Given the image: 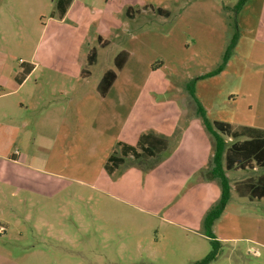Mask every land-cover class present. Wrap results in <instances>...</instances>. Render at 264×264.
<instances>
[{"label": "rangeland", "instance_id": "374dc122", "mask_svg": "<svg viewBox=\"0 0 264 264\" xmlns=\"http://www.w3.org/2000/svg\"><path fill=\"white\" fill-rule=\"evenodd\" d=\"M56 1L0 0V52L9 53L15 68L21 71V63L33 55L34 62L63 59L90 72L88 81L74 84L82 95L72 99L63 95H71L73 82L67 76L39 66L29 81L39 84L35 108L44 111L47 107L39 104L49 101L52 109L62 108L67 115L57 118L65 122L60 134L28 131L20 136L19 146L25 154L48 161L33 167L58 175L31 170L17 188L0 187V264H190L202 259L211 249L203 219L218 203L221 189L211 174V157L195 175L190 171L194 150L183 147L174 158L192 119L201 123L212 154V139L185 85L194 80L212 125L214 119H264L242 110L250 98L247 92L242 91L235 104L239 112L230 110L226 94L238 85L209 75L222 61L226 31L236 29L237 1L224 0L229 3L225 9L220 0H209L208 6L195 9L179 8L181 0H77V10L64 19L57 14ZM196 18L203 22L198 33L192 30ZM98 35L107 39V46L98 44ZM92 49L95 61L88 65ZM119 52L127 57L122 69L113 61ZM108 69L116 80L102 99L97 84ZM245 86L244 91L250 88ZM79 103L82 114L75 118L72 106ZM181 107L185 115L176 130L162 137L168 142L164 151L148 159L123 157L112 173L106 172L108 157L120 156L119 141L135 145L139 131L149 133L151 124L172 121ZM129 110V124H123ZM196 131L193 127L185 135L198 141ZM11 132L0 127V144L12 146ZM252 173L227 172L229 178ZM228 182L232 188L227 207L211 232L216 240L221 235L229 240L220 244L209 264H264V202L258 208L238 204L248 197H239L233 180ZM254 218L260 221L252 227ZM251 237H257L259 245L242 240ZM249 247L257 249L259 257L247 251Z\"/></svg>", "mask_w": 264, "mask_h": 264}, {"label": "crops", "instance_id": "0c3cea01", "mask_svg": "<svg viewBox=\"0 0 264 264\" xmlns=\"http://www.w3.org/2000/svg\"><path fill=\"white\" fill-rule=\"evenodd\" d=\"M236 1L237 0H234L232 2ZM109 2V0L105 1V3ZM111 2L113 3V1ZM220 2L223 4V8L228 9V1L220 0ZM76 3L77 0H72L64 16L60 19H64L65 17H67V15H69V13H71L72 10L75 9V7L77 10L78 6H76ZM186 5H193L195 9H200L201 7L208 6L209 0H181V3L178 5V7L185 8L184 6ZM84 6L86 7V5ZM193 22L194 23L192 26H195V29L192 30L198 33L197 26L201 25V23L203 22H201V18L193 19ZM235 26L236 29L234 31H230L229 33L226 31V36H224L223 38L225 41H227V45H225V43L221 45L222 48L220 52H224V56L231 40L235 38V42L230 51V55L219 73L213 75L215 77H224V79L228 80L230 83H235L238 85V87H235L234 91H232V89H229L226 94V99L224 102H226V105L231 106L230 110L239 112L235 108V104L238 102V97L240 96V94L242 95L243 91L249 93L250 98L249 100H246V98L244 97L246 103L242 110H244L245 108L246 112H251L253 110V117H255L256 119L264 118V0H247L238 11H235ZM97 37L100 38V40H98L97 38V42L100 46L105 47L108 45L107 39H102L99 35ZM119 54H123L124 58V62L122 64V67L120 68L122 69L126 64L125 62L127 61V57H125L126 55L124 54V52H119L115 55L113 59L114 62ZM9 58V53L0 52V127H6L8 130H12L9 139H11V137L12 139H14L12 141V146L10 147L7 141L0 144V187L4 185L8 188H17L18 182L21 179H24L31 170H35L44 174L49 172L46 170H41L40 168L33 167L34 163L42 165L46 164V162L48 161L44 160L43 158L37 159L25 154V151H23L19 146L21 141L20 136L24 137V135L28 131L32 133L38 130H52V132H59L60 134V132L65 128V122L63 120H58L57 118H62L64 115H67V112L62 108L52 109L49 105V101L39 104V106L41 105V108L47 107L44 111L38 110L39 107L35 108V100L39 93V84L36 79H34L31 84L29 83V81L32 79L39 66L49 69L54 73L64 75L65 77L67 76L69 77L70 81L73 82V84H71L69 88V90L71 91V95L68 93H65L63 95H68L72 99L76 98L77 93L80 92V90H78V92L76 93L75 88L77 86H75L74 84H78V86H80L84 82L88 81V79L90 78V72L86 71L84 73V71L81 70V64L75 63L73 61L68 62L63 59H60V61L56 63L47 61L34 62V56L31 55L28 61H23L21 64L23 66L26 64H31L33 68L29 75L21 83H18L15 77L18 73H20V71L18 68H15V66L11 64ZM255 67L256 69H253ZM108 71L113 70H105L102 74L100 82H98L97 84V94L102 99H104L108 95L116 80L115 76L110 87L106 91L101 92L100 83L103 79L104 74ZM210 74L212 75V73H209V75ZM203 76H206V74ZM62 85L63 83L60 86ZM245 85H249L250 88H246V90L244 91V89H241V87ZM197 87H194V94L196 93L195 98H197L198 103L201 102L199 104L204 109L205 115H207L206 113L208 112V106L203 101L202 97L198 95ZM61 90V88L58 89V92L60 94H62ZM79 95L81 96L82 93H79ZM183 99H185V97ZM198 99L200 101H198ZM72 108L74 111V114L72 116H74L75 118L80 117L82 114L81 103L72 106ZM130 112L131 111L129 110L126 116H124L123 124H129L131 116ZM184 115L185 109L181 107L176 111V113H174V115H172L174 118L172 121H167L160 124L158 123L157 125L151 124V126H148L153 128L150 129L153 133H143V131H139L136 134L134 143L137 142L138 137L142 134H153L158 137H170L176 130L178 122L183 118ZM214 122L228 124L230 126V132L236 135L235 137H222L223 139H226L224 140V142L226 143L227 147L231 146L234 143H240L242 141L248 140L251 137H264V119L262 123H247L246 121H237L235 119L232 121H217L214 119ZM74 123L75 124L73 127H76L78 122H76L75 120ZM186 127L187 129L182 131L181 139L175 146L176 151L174 152V158H176L177 154H180V151L177 150H182L183 147L191 148V150H194L193 155H196V158H194L195 165L190 171L193 175H195L198 172V169L205 164L208 156L211 157L212 154L210 153V146L208 142L209 140L208 138H206L205 134H203L204 131L202 132L203 127L201 123L196 122L195 119H192L189 123H187ZM193 127L198 129V131H196L198 141L192 139L190 135H188V137L185 135L188 134L190 130H193ZM30 139L35 142L34 137ZM41 140L47 142L49 139L41 137ZM119 142L134 146V144L126 143L125 141ZM32 145L35 146V143H33ZM13 146L16 147L14 152L11 151ZM171 159H173V157ZM260 169H262V171L259 173ZM245 170L252 171V176L242 177L235 174L234 176H231V178H229L227 174V172L229 171L237 172ZM224 171L228 181L232 179L235 185L247 180H251L253 183H255L259 176L264 175V167L256 165L246 169L233 168L231 170ZM20 173H22L23 176ZM49 173L53 174L54 177H57L58 175L56 172ZM229 187L232 188V185H229ZM238 196L241 198L248 197V200L246 202H239L238 200L237 201L238 204H244V206L250 205L251 208H258V206L260 207L259 203L264 202V197L258 199L249 197L248 195L242 196L238 194ZM226 207L227 205L225 206V208ZM257 221L260 220H258V218H254L253 222H251L250 225L252 227H255V223H257ZM1 230L2 225H0V231ZM227 240H229V238L225 237L224 235L218 237V242L220 244L222 242H226ZM242 240H244V242L255 245H259L260 243V240L257 237H251V239L245 238ZM250 249L256 251L257 255L254 256L259 257L260 253L257 249L249 247L247 251H249Z\"/></svg>", "mask_w": 264, "mask_h": 264}, {"label": "trees", "instance_id": "16d2710c", "mask_svg": "<svg viewBox=\"0 0 264 264\" xmlns=\"http://www.w3.org/2000/svg\"><path fill=\"white\" fill-rule=\"evenodd\" d=\"M247 0H237L235 4V11H238L241 6ZM72 0H57L56 9L57 14L62 18L68 9ZM157 12H162L161 9H157ZM100 40V38H98ZM235 38H233L222 58L220 66L212 72L213 74L219 73L226 63L230 51L234 45ZM103 45V44H102ZM95 49L90 51L87 57L88 65H91L95 61ZM124 62L123 54H119L115 59V65L118 69L122 67ZM33 66L31 64H26L22 67L20 73L15 77L18 83H21L31 72ZM211 75V74H210ZM116 74L113 71H108L104 74L103 79L100 83L101 92L106 91L111 83L113 82ZM185 90L190 99L196 103V113L202 119V124L206 132L210 134L212 139V156L210 159L211 174L215 179L218 180L221 194L218 203L208 211L203 219V226L205 229V235L208 237L211 249L209 253L202 259L192 262L190 264H209L216 259V256L220 249V243L212 235L211 228L216 220L221 216L228 200L230 197L229 182L225 176L224 170L235 169H246L251 168L254 165L264 167V137H251L248 140L242 141L240 143H234L227 147L221 134L231 135L235 137L236 135L230 132V126L225 123L214 122L213 125L207 120L205 116L204 109L197 102L194 94V80H190L185 85ZM214 127V128H213ZM219 132V133H218ZM167 147L166 139L162 137L155 136L153 134H142L138 137L137 142L134 146L119 143V154L120 156L111 155L107 159L105 164V170L107 173H112L118 165L123 163V157L131 156L134 159H148L156 154L161 153ZM223 159V160H222ZM224 161V165L223 162ZM235 191L239 195H248L252 198H263L264 197V175L258 177L257 181L253 183L251 180L238 183L234 186Z\"/></svg>", "mask_w": 264, "mask_h": 264}, {"label": "built area", "instance_id": "2783aa9c", "mask_svg": "<svg viewBox=\"0 0 264 264\" xmlns=\"http://www.w3.org/2000/svg\"><path fill=\"white\" fill-rule=\"evenodd\" d=\"M251 251H252V253H253L254 255H257L256 251H254V250H251Z\"/></svg>", "mask_w": 264, "mask_h": 264}]
</instances>
